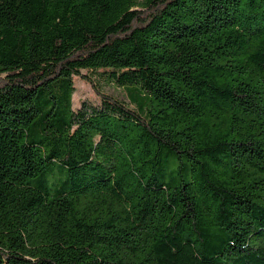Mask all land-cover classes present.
I'll return each instance as SVG.
<instances>
[{"label": "trees", "instance_id": "16d2710c", "mask_svg": "<svg viewBox=\"0 0 264 264\" xmlns=\"http://www.w3.org/2000/svg\"><path fill=\"white\" fill-rule=\"evenodd\" d=\"M0 264H264V0H0Z\"/></svg>", "mask_w": 264, "mask_h": 264}, {"label": "rangeland", "instance_id": "374dc122", "mask_svg": "<svg viewBox=\"0 0 264 264\" xmlns=\"http://www.w3.org/2000/svg\"><path fill=\"white\" fill-rule=\"evenodd\" d=\"M81 75H86L90 82L94 85L97 92L112 96L118 100L127 103L124 90L114 84L108 82L104 71L97 70L92 72L80 71ZM73 93L71 96V108L73 110L79 107L81 102L92 105L99 103L98 97L93 93L89 85L84 84L80 78L76 77L73 80Z\"/></svg>", "mask_w": 264, "mask_h": 264}]
</instances>
